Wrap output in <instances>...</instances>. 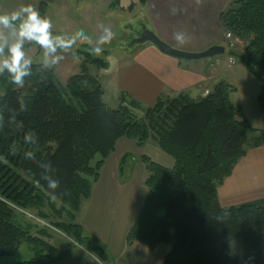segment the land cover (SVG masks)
<instances>
[{"label": "trees", "instance_id": "1", "mask_svg": "<svg viewBox=\"0 0 264 264\" xmlns=\"http://www.w3.org/2000/svg\"><path fill=\"white\" fill-rule=\"evenodd\" d=\"M106 1L110 8L121 2ZM146 2L138 0L141 6ZM38 11L44 16L42 2ZM219 23L247 41L240 53L233 48L227 55L257 78L264 119V0H232ZM82 54L79 73L65 84L42 64H33L23 87L0 75V257L11 256L23 243L33 253L29 261L6 264H56L65 258L67 251L53 245L46 231L31 235L13 223L14 207L46 218L45 206L68 220L57 229L109 263L105 246L86 236L75 220L121 138L139 148L150 140L173 159L166 168L141 157L147 195L127 232V246H168L162 264H264V199L223 208L217 198L218 186L247 150L264 145V131L248 139L253 129L229 101L233 86L218 82L198 99L185 93L161 96L138 118L124 94L115 110L103 103L101 84L88 65L105 63ZM127 157L120 162L121 175ZM50 181L57 182L55 189L48 187Z\"/></svg>", "mask_w": 264, "mask_h": 264}, {"label": "crops", "instance_id": "2", "mask_svg": "<svg viewBox=\"0 0 264 264\" xmlns=\"http://www.w3.org/2000/svg\"><path fill=\"white\" fill-rule=\"evenodd\" d=\"M229 2L147 0L145 10L152 32L160 40L174 49L198 53L221 43L219 14ZM173 9L176 10L175 14ZM176 33L185 34L184 44L176 41ZM139 48L133 62L123 67L118 76L119 90L121 95L126 96L128 105H141L147 109L161 96L174 98L185 93L187 96L194 94V99H198L209 93L205 89L201 95H197L210 78L203 65L163 55L145 43ZM222 71L223 67H210L209 74L212 78L214 75L218 77ZM148 142L152 141H147L145 145ZM144 146L139 148L134 141L126 138L117 141L114 151L105 159L99 171V179L93 184L90 197L81 203L76 215L75 221L82 227L84 234L105 246L109 255L108 264H162L169 253V247L163 244L149 249L139 242L130 246L125 243L127 232L147 195L144 186L147 173L140 161L141 156H146ZM133 152L136 157L127 162L131 168L126 177L120 174L119 165L124 156ZM124 187L125 193H122ZM115 191L117 197H114ZM217 198L223 208L264 199V145L247 150L246 155L234 166L232 174L218 186ZM56 264L103 263L86 247L72 245L65 258Z\"/></svg>", "mask_w": 264, "mask_h": 264}, {"label": "rangeland", "instance_id": "3", "mask_svg": "<svg viewBox=\"0 0 264 264\" xmlns=\"http://www.w3.org/2000/svg\"><path fill=\"white\" fill-rule=\"evenodd\" d=\"M41 2L44 6V16L50 18L53 23L52 31L54 34L74 36L77 44L74 52L61 53L64 59L52 67L58 81L65 84L70 76L78 74L83 61L82 53H88L91 48L99 46L103 48L100 55L90 53L94 58L102 60L105 65L103 67L88 65V71L91 75L97 77L101 84L103 103L112 110L117 109L120 105L121 96L118 86L119 72L123 67L133 62L137 50L140 49L139 47H142V44L136 41L143 28L151 29L150 31L152 32L149 15L145 10V6H141L138 0H121L120 4L115 8H110L109 2L106 0H0V13L9 12L19 8L21 5L27 4L33 5L38 10ZM230 3H232V0H230L228 5ZM101 26L110 28L114 33L112 40L106 45L98 44V38L102 34ZM77 33H84L90 39L81 42L79 37L75 36ZM226 33H231L234 37H237L231 31H224L221 28L222 41L220 45L223 47ZM240 40L242 44L233 49L235 53H240L247 43L246 40ZM145 44L152 45L148 42ZM25 48L28 55L32 58L33 64H41L42 50L40 47L27 43ZM227 51L223 55L191 60L197 65H203L207 76H210L202 89L198 90L197 95H201L205 89L211 92L218 82H225L233 86L234 90L229 94V101L235 108L240 109L243 119L253 129L247 136L251 140L258 130L264 129V119L257 103L260 84L257 78L245 68L238 58H233L234 62L231 65L228 64L227 60L229 56L227 55ZM74 55L78 56L79 59H73ZM216 60L218 62L215 63ZM211 64L213 65L211 66ZM210 67H223V71L220 76L216 77L214 75L212 78L209 74ZM188 97L194 99L195 95L190 94ZM128 106L131 112L138 118H141L145 114L146 109L141 105ZM144 153L153 162L161 166L166 168L173 166V159L163 153L152 142H148L144 146ZM135 157L136 153L134 152L128 155V160L122 166V174L126 177H128L129 168H131L127 162L129 159H135ZM99 159L100 156L97 155L91 161V165L93 166ZM125 188L121 191L122 193H125ZM116 195L117 191L114 192V197ZM54 202L55 207L59 209L60 202L57 200ZM14 209L17 212L14 213L13 223L23 229L29 230L31 235H36L42 229L50 236L49 241L61 250L67 251L72 245H77L73 239L56 227L57 224L68 221L64 214L57 216L52 209L45 206V208L41 209V212L46 215V218H41L35 210H21L16 209V207ZM32 258L33 253L31 249L23 243L11 256L0 257V264L25 262Z\"/></svg>", "mask_w": 264, "mask_h": 264}, {"label": "clouds", "instance_id": "4", "mask_svg": "<svg viewBox=\"0 0 264 264\" xmlns=\"http://www.w3.org/2000/svg\"><path fill=\"white\" fill-rule=\"evenodd\" d=\"M176 10L173 9V14ZM102 27V34L98 38L99 45L108 44L113 36V31L108 27ZM53 23L50 18L42 16L31 4L21 5L15 10L0 13V75L6 74L11 83L23 87L25 78L32 75L33 60L28 55L25 45L35 44L42 50L41 64L50 69L57 65L64 56L61 53L74 52L77 48L74 36L54 34ZM80 41L90 38L84 33H77ZM175 39L184 44V33H176ZM103 48L96 46L90 52L100 55ZM73 59L79 57L74 55ZM49 188L55 189L57 182L50 181Z\"/></svg>", "mask_w": 264, "mask_h": 264}, {"label": "water", "instance_id": "5", "mask_svg": "<svg viewBox=\"0 0 264 264\" xmlns=\"http://www.w3.org/2000/svg\"><path fill=\"white\" fill-rule=\"evenodd\" d=\"M137 43L143 44V43H150L153 46L156 47V49L163 55L175 58V59H180V60H186V61H191V60H197V59H202V58H208V57H213L217 55H223L225 53V48L223 46L219 45H214L202 52L198 53H188L184 51H180L177 49H174L167 45L165 42L160 40L153 32L150 30L143 28L139 38L136 41Z\"/></svg>", "mask_w": 264, "mask_h": 264}, {"label": "built area", "instance_id": "6", "mask_svg": "<svg viewBox=\"0 0 264 264\" xmlns=\"http://www.w3.org/2000/svg\"><path fill=\"white\" fill-rule=\"evenodd\" d=\"M241 44H242V42L239 38L234 37L231 33H226L225 44H224L225 51H227L229 49H233L235 47H238ZM227 62H228V64L231 65L233 63V59L228 58Z\"/></svg>", "mask_w": 264, "mask_h": 264}]
</instances>
